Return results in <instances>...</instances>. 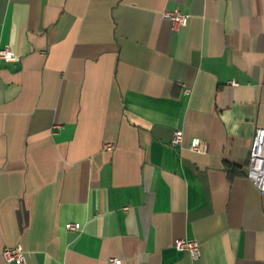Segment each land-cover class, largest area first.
Listing matches in <instances>:
<instances>
[{
	"label": "crops",
	"instance_id": "obj_1",
	"mask_svg": "<svg viewBox=\"0 0 264 264\" xmlns=\"http://www.w3.org/2000/svg\"><path fill=\"white\" fill-rule=\"evenodd\" d=\"M4 45L0 264H264V0H0Z\"/></svg>",
	"mask_w": 264,
	"mask_h": 264
},
{
	"label": "built area",
	"instance_id": "obj_2",
	"mask_svg": "<svg viewBox=\"0 0 264 264\" xmlns=\"http://www.w3.org/2000/svg\"><path fill=\"white\" fill-rule=\"evenodd\" d=\"M162 16L171 21L172 29H178L188 23L189 15L180 11L177 8L164 10ZM0 58L4 60H18V56L14 55L8 45L0 47ZM236 84L235 81H230ZM182 140V131L176 129L173 132L171 143L179 144ZM191 149L197 152L206 150V143L203 141L197 142L191 146ZM246 177L256 186L258 190L264 193V126H259L255 129L254 135L251 140L249 149V158L247 164ZM124 209H128L127 206ZM80 225L77 222L65 223V228L68 230H77ZM173 246L177 250H186L192 258L199 256V242L195 239L176 238ZM1 254L5 261L10 263L21 264L25 262V250L20 243L11 246H3ZM111 264H120L121 259L118 257H110Z\"/></svg>",
	"mask_w": 264,
	"mask_h": 264
}]
</instances>
